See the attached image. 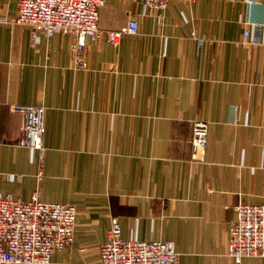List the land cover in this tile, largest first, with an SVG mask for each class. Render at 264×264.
Returning a JSON list of instances; mask_svg holds the SVG:
<instances>
[{
  "label": "crops",
  "instance_id": "crops-1",
  "mask_svg": "<svg viewBox=\"0 0 264 264\" xmlns=\"http://www.w3.org/2000/svg\"><path fill=\"white\" fill-rule=\"evenodd\" d=\"M17 5L0 0V193L76 209L50 264H100L112 218L123 240L172 242L179 264H264L227 257L233 208L264 204V0H106L85 71L73 36L15 24ZM130 16L136 34L109 44ZM11 105L45 109L40 180L39 153L14 145ZM195 120L208 123L201 160Z\"/></svg>",
  "mask_w": 264,
  "mask_h": 264
},
{
  "label": "built area",
  "instance_id": "built-area-1",
  "mask_svg": "<svg viewBox=\"0 0 264 264\" xmlns=\"http://www.w3.org/2000/svg\"><path fill=\"white\" fill-rule=\"evenodd\" d=\"M145 6L164 11L170 0H140ZM192 3L194 0H187ZM106 0H18L15 24L31 27L49 38L55 34L71 35L73 68L88 70V42L100 39L99 12ZM138 30L135 16L127 25L107 33V42L117 45L122 34ZM244 40L249 30L243 31ZM192 38L196 39L195 34ZM210 40L200 39L202 47ZM11 113L21 117L17 147L39 153L37 179L43 177L45 134L42 106L11 105ZM208 123L193 121L192 159L201 160L207 145ZM236 219L229 229L227 257L240 263L246 257H264V204L238 203L233 208ZM77 211L68 204L46 203L34 191L27 201L0 193V264H50L51 257L71 245ZM100 264H179V255L170 241L145 242L121 238L116 218L111 219L107 240L99 246Z\"/></svg>",
  "mask_w": 264,
  "mask_h": 264
}]
</instances>
